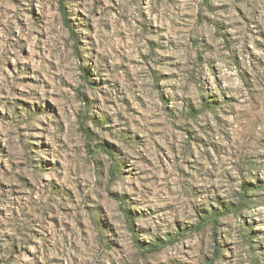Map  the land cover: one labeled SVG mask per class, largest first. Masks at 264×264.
I'll use <instances>...</instances> for the list:
<instances>
[{
	"label": "clouds",
	"instance_id": "clouds-1",
	"mask_svg": "<svg viewBox=\"0 0 264 264\" xmlns=\"http://www.w3.org/2000/svg\"><path fill=\"white\" fill-rule=\"evenodd\" d=\"M0 264H264V0H0Z\"/></svg>",
	"mask_w": 264,
	"mask_h": 264
}]
</instances>
